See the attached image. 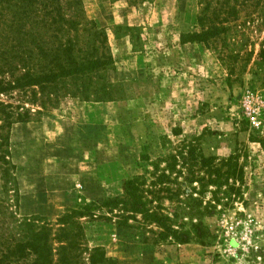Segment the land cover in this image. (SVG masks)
<instances>
[{"label":"rangeland","instance_id":"rangeland-1","mask_svg":"<svg viewBox=\"0 0 264 264\" xmlns=\"http://www.w3.org/2000/svg\"><path fill=\"white\" fill-rule=\"evenodd\" d=\"M81 2L107 38L112 64L92 75V85L108 94L102 101L95 92L74 97L64 91L80 81L65 80L37 92L35 104L30 92L27 99L0 96L15 113L30 112L29 122L10 129L19 199L18 208L4 199L0 180L2 215L39 216L55 229L60 215L91 204L80 219L85 243L116 264H264V65H255L263 7L249 0L240 8L239 29L250 42L242 59L225 66L218 50L226 44L180 41L200 30L199 0ZM200 156L216 167L235 157L243 167V185L236 182L242 196L229 201L234 181L223 174L210 185L216 176H208ZM131 178L148 209L179 232L200 223L206 244L162 241L139 215L119 225L132 217L123 192ZM113 198L124 204L102 205Z\"/></svg>","mask_w":264,"mask_h":264},{"label":"trees","instance_id":"trees-1","mask_svg":"<svg viewBox=\"0 0 264 264\" xmlns=\"http://www.w3.org/2000/svg\"><path fill=\"white\" fill-rule=\"evenodd\" d=\"M248 2L199 0L201 11L196 20L200 30L182 34L181 43L197 42L209 46L219 41L227 48L218 50L223 65L230 66L229 61L236 57L242 59L239 53L250 41L247 33L239 29L238 15L240 8ZM256 4L264 9V0H256ZM251 53L246 54L249 60ZM111 64L106 35L87 18L81 0H0V96L8 97L18 92L27 99L30 92L32 98L29 102L35 104L37 92L44 95L60 84L65 86V80H71L80 83L72 90L66 89L65 93L87 100L91 92H95L98 101H102L108 93L104 86L93 90L92 75ZM255 65H264V41ZM19 108L23 109L16 107V110ZM13 110L12 105L0 100V180L4 199L8 196L7 200L18 208L15 165L10 161L8 151L9 133L13 125L29 122L30 112L25 110L21 114ZM213 162L204 156L199 157L201 166L208 169V176H216L209 184L217 185L216 180L223 174L226 179L234 181L228 187L229 201L233 196L241 197L236 184L243 185L244 173L236 158L229 156L220 167L214 166ZM222 169H225L223 173ZM123 192L129 201L127 213L132 217H121L119 225H126L129 219L135 220L139 215L160 230L158 238L162 241L171 239L183 245L193 238L203 246L206 244L207 233L200 223L192 224L189 231L179 232L168 217L148 209L136 178L123 183ZM120 200L107 199L102 205L115 209L124 204ZM90 206L60 215L54 229L49 221L39 216L17 218L12 214L2 215L3 206L0 204V264H116L101 248H89L85 243L80 219L86 216L83 212Z\"/></svg>","mask_w":264,"mask_h":264}]
</instances>
